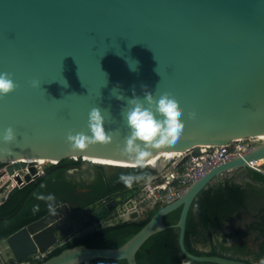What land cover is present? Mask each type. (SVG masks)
Segmentation results:
<instances>
[{
    "label": "water",
    "instance_id": "95a60500",
    "mask_svg": "<svg viewBox=\"0 0 264 264\" xmlns=\"http://www.w3.org/2000/svg\"><path fill=\"white\" fill-rule=\"evenodd\" d=\"M0 71L10 73L16 84L0 97V135L12 126L17 137L9 145L10 153H0V162H7L10 174L30 165L24 177L15 176L20 187L38 173L26 157L128 161L118 151L128 132L121 115L126 101L116 98L114 88L125 97L132 96L133 89L142 96V85L153 93L163 88L176 96L184 110L183 132L175 143L153 147L150 157L184 152L182 165L207 145H226L264 133V0H0ZM33 79L39 81L36 87L31 85ZM92 107L105 112V128L115 132L113 140L73 149L66 136L90 134ZM190 110H195V118L187 117ZM261 158L264 141L212 167L119 247L80 244L48 257L53 248L105 218L143 186L136 184L94 202L80 217L61 203L54 213L47 212L3 239L0 264H23L38 252L47 253L41 264H81L96 258L138 264L142 245L171 227L179 229L181 252L192 260L252 264L191 253L185 230L192 203L204 188L240 168L264 174V164H252ZM127 167L132 166H107ZM177 208H181L178 222L165 224V215ZM132 217L144 218L138 213Z\"/></svg>",
    "mask_w": 264,
    "mask_h": 264
},
{
    "label": "trees",
    "instance_id": "16d2710c",
    "mask_svg": "<svg viewBox=\"0 0 264 264\" xmlns=\"http://www.w3.org/2000/svg\"><path fill=\"white\" fill-rule=\"evenodd\" d=\"M79 161L81 159L61 160L46 168L50 170L46 176L24 187H15L11 190L0 204V240L43 216L48 208L40 205V202L46 201L38 200L36 193L48 194L55 187V183L59 184L57 178H63L64 170ZM1 165L3 162H0V173ZM148 165L145 164L143 168H118V172L110 179L102 175V187L98 195H95V199L104 196L108 189L113 191L127 188L118 179L122 172L139 175V179L134 181L133 185L146 182L156 174V170ZM245 171L250 180L238 181L236 176H226L210 183L194 199L185 230V245L191 253L219 255L243 259L252 264H264V174L252 168H245ZM60 183L63 188L64 182ZM42 184L44 187H41ZM55 198V204L63 200L60 195H56ZM93 200L94 198L91 202ZM34 205H39L38 211H33ZM163 205L164 203H158L147 210L143 219L99 224L56 246L48 257L80 244L90 247H119L137 233ZM15 212L17 213L13 215ZM180 213L181 208L171 211L165 215L164 223L175 224ZM240 218L248 221L241 223ZM228 228L230 232L225 230ZM178 239L179 229L175 227L155 233L137 252L138 264H218L190 259L181 252ZM200 245L202 247L209 245L210 249L204 250ZM35 264H41V261ZM81 264H128V262L125 259L96 258Z\"/></svg>",
    "mask_w": 264,
    "mask_h": 264
},
{
    "label": "clouds",
    "instance_id": "9594fccd",
    "mask_svg": "<svg viewBox=\"0 0 264 264\" xmlns=\"http://www.w3.org/2000/svg\"><path fill=\"white\" fill-rule=\"evenodd\" d=\"M134 67V65H133ZM38 80L33 79L31 85L36 87ZM16 87L11 74L0 71V97L4 96ZM143 95H137L135 89L130 97H125L122 91L113 89V94L119 100H125L122 106L121 115L126 119L128 132L123 137L122 146L118 144L120 155L131 162L133 168H143L153 147L162 144H173L182 134L185 120L182 118L183 108L179 105L174 94L166 89H159L155 93L149 91L146 86ZM108 116L111 113L108 111ZM195 110H190L187 117L195 118ZM106 114L99 107H92L88 112V133L69 132L66 141L73 149H85L88 145L100 142L110 143L115 132L105 128ZM17 140L16 133L12 126H8L0 135V153L11 152L10 144ZM120 182L127 188L133 186V182L139 179L138 174L120 173ZM41 187H44L42 184ZM38 200L46 201L50 212H55V195L53 193H36ZM39 205L33 206V211H38Z\"/></svg>",
    "mask_w": 264,
    "mask_h": 264
},
{
    "label": "built area",
    "instance_id": "2783aa9c",
    "mask_svg": "<svg viewBox=\"0 0 264 264\" xmlns=\"http://www.w3.org/2000/svg\"><path fill=\"white\" fill-rule=\"evenodd\" d=\"M257 141L262 142L264 140L257 136H253L237 139L226 145H207L205 148H200V153L198 155L190 154L187 160L182 165H179V161L187 154L183 153L173 164L172 170L163 176V179L155 180L151 177L146 182L140 184L143 186L140 189V191H142L141 197L137 198L134 196L128 199L123 204L119 205L115 212L111 213L107 218L110 219L114 216L115 218L119 217L121 219L125 218L124 220H129L134 213L141 215L156 206L158 203H170L181 196L192 182L201 178L212 167L253 150L258 145L256 144ZM188 153H191V151ZM72 159L85 160L84 157H74ZM53 163L57 164L58 162ZM29 166L30 165L23 169H26L28 172ZM34 166L38 169V173L34 175V177L44 172L40 165L35 164ZM7 172L9 174V171ZM13 177H15L14 173ZM106 220L107 219H105V221ZM103 221L104 220H99L97 222ZM98 225L99 223L96 224V226ZM46 254L39 252L34 253L23 261V264H35L36 262L41 261Z\"/></svg>",
    "mask_w": 264,
    "mask_h": 264
},
{
    "label": "flooded vegetation",
    "instance_id": "af4514ba",
    "mask_svg": "<svg viewBox=\"0 0 264 264\" xmlns=\"http://www.w3.org/2000/svg\"><path fill=\"white\" fill-rule=\"evenodd\" d=\"M85 161L86 160H81L79 161L78 163H75L73 166H70L68 168H66L64 170V172L67 171L68 175L72 176L73 177H77V173H70L69 171H75L76 169L79 170L81 167H85ZM89 161V160H88ZM91 162V161H90ZM92 165L94 166H98V167H94L93 166V169H91V172L86 174L85 177H82V181H86L84 182L83 185H79L77 182L73 181L72 179H69L70 177L68 175H65V173L63 172V178L59 177L57 178V181H59V184H54L55 187H53L49 193H53L55 196L56 195H60V197L63 199L61 202H59L58 204H55V206L61 204V203H67L70 207V214H74V216L76 217H80L82 216L86 211H87V207L94 203V202H97V201H101V200H104L106 199V197L110 196V195H113L115 193H119L121 191H123L124 189H118V190H111V189H108L106 194L98 199H95V195H98V191H100V187H102V175L104 174H97L96 171L99 170V166L100 165H95L93 164V162H91ZM263 164H264V161H263ZM49 167V166H48ZM116 169V168H115ZM237 172H246L245 171V168H240L238 170H236ZM50 170H44L43 173H40L38 174L36 177H33L32 180L30 182H26L22 187H24L25 185L33 182V181H37L39 180L42 176H46L47 174H49ZM27 173L26 169H24V172L23 174L22 173H19V174H16L14 173V175H20L21 177H24V175ZM234 173V172H233ZM246 174V173H245ZM68 176V177H67ZM246 176V175H245ZM245 176L242 177H239V180H244ZM62 183L64 182V187L62 188L61 187V182ZM108 180H106L107 182ZM108 185V183H107ZM52 186V185H51ZM15 187H20L19 184L16 182V184L14 185V187L11 189L13 190ZM11 190L9 191V193L11 192ZM140 192V190L138 191V193ZM9 193L7 194V196L3 199L0 200V204L8 197ZM137 194V193H136ZM135 194V195H136ZM134 195V196H135ZM132 196V197H134ZM131 197V198H132ZM94 198V200L91 202V199ZM130 199V198H129ZM125 201L127 200H122L121 202L117 203L116 206L114 207V209H112L110 212H109V215L113 212H115L116 208L123 204ZM47 202H44V203H41L40 202V205H44V207H47L46 206ZM47 212H49V210H47ZM46 212V213H47ZM45 213V214H46ZM146 212H144L143 214H141V216H143L144 218L146 217ZM109 215H107L105 218H103L102 220L105 221V219H109L107 218ZM132 219V218H131ZM143 219V218H142ZM238 220V219H237ZM242 219L240 218V221ZM103 222H93L90 226V227H93L95 226L96 224H100V223H104ZM247 220H242L241 223L243 222H246ZM227 232H230L231 230L228 228V229H225ZM85 231V230H84ZM89 231V229H88ZM87 232V231H85ZM85 232H81V233H77L76 235H72L70 236L69 238H73V237H76L77 235H80L82 233H85ZM200 247L203 249L204 247H202L200 245Z\"/></svg>",
    "mask_w": 264,
    "mask_h": 264
},
{
    "label": "rangeland",
    "instance_id": "374dc122",
    "mask_svg": "<svg viewBox=\"0 0 264 264\" xmlns=\"http://www.w3.org/2000/svg\"><path fill=\"white\" fill-rule=\"evenodd\" d=\"M262 140H264V138H262ZM256 144H261L260 141H257ZM83 160V159H81ZM178 160V158L170 161L166 166L164 167H161V169H158L156 170V174L153 176V178L156 180V179H163V176L166 175L170 170H172V166L173 164ZM52 161H56V160H52ZM49 164H55L53 162H49V161H46L44 163H40V167L41 169L45 170ZM6 165H7V162H3V165H1V173H0V200L5 198L7 196V194L9 193V191L14 187V185L16 184V177H13V174L11 175L10 173L8 174V172L6 171ZM37 165V164H36ZM93 166L92 163L90 161H85V167H81L79 170H75V171H69L70 173H77V177H73L68 175L67 171L64 172L65 175H68L70 178L69 179H72L73 181L77 182L79 185H83L84 182L86 181H82V177H85L86 174L90 173L91 172V169H93ZM94 167H98V166H94ZM24 172V169H20V170H16L14 171V173L16 174H19V173H22L23 174ZM97 174H104L106 178H112V176L114 174H116L118 172V168H107V167H103V166H99V170L96 171ZM246 172H237V171H234V173H229L227 176H236L237 180L239 179L238 177H242L245 176ZM67 176V177H68ZM226 175L222 176L225 177ZM151 182V181H150ZM141 192L140 191L139 193H137L135 196L137 198H140L141 197ZM125 218L121 219L119 217L115 218L114 216L106 221H104L103 224H112V223H115V222H119V221H124ZM133 219V217H132ZM94 228L96 227L93 226ZM89 230L93 229L92 227L88 228ZM85 230V231H88ZM83 231V232H85ZM3 247H5V242H3V240H0V248L2 249ZM204 250H209L210 249V246L207 245L206 247L203 248ZM249 257V256H248Z\"/></svg>",
    "mask_w": 264,
    "mask_h": 264
},
{
    "label": "bare ground",
    "instance_id": "6f19581e",
    "mask_svg": "<svg viewBox=\"0 0 264 264\" xmlns=\"http://www.w3.org/2000/svg\"><path fill=\"white\" fill-rule=\"evenodd\" d=\"M260 139L264 138V133L257 135ZM184 152H177V151H165V152H158L151 157H149L150 162H146V164L151 165L154 168L161 169V167L166 166L170 161L180 157ZM85 160H89L97 165H104V166H125V165H131L130 161H124V160H118V159H109V158H102V157H96V156H85ZM24 160L27 163H35L39 165L40 163H44L46 161L49 162H56L52 160H47L43 158H33V157H26ZM264 158H261L252 164L256 166H261L263 164Z\"/></svg>",
    "mask_w": 264,
    "mask_h": 264
},
{
    "label": "crops",
    "instance_id": "0c3cea01",
    "mask_svg": "<svg viewBox=\"0 0 264 264\" xmlns=\"http://www.w3.org/2000/svg\"><path fill=\"white\" fill-rule=\"evenodd\" d=\"M236 170H238V169H236ZM236 170H233V171H231V172H228V173L225 174V175L227 176L229 173H232V172H234V171H236ZM226 176H225V177H226ZM221 178H222V177H221ZM221 178H219V179H221ZM223 178H224V177H223ZM238 178H239V177H238ZM219 179H218V180H219ZM244 180H250V178L248 177V175L245 176ZM238 181H240V180L238 179ZM247 221H248V220H247ZM249 221H250V220H249Z\"/></svg>",
    "mask_w": 264,
    "mask_h": 264
}]
</instances>
